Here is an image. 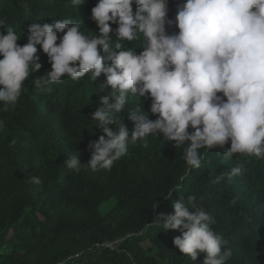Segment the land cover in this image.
Masks as SVG:
<instances>
[{"label":"trees","instance_id":"16d2710c","mask_svg":"<svg viewBox=\"0 0 264 264\" xmlns=\"http://www.w3.org/2000/svg\"><path fill=\"white\" fill-rule=\"evenodd\" d=\"M183 2L169 0L170 19ZM97 3L0 0V19L6 21L0 32L7 35L11 28L23 46L30 25L71 19L81 24L85 35H99L91 18ZM111 27L114 44L118 25ZM123 46L138 54L143 50L141 41H124ZM37 48L42 67L25 81L17 104L7 112L0 110V264H204L206 253L196 261L184 255L174 245L181 232L159 225L161 214H174L173 201L164 195L181 176L185 179L173 200L194 196L196 206L214 217L213 229L232 251L226 264H264V160L241 154L227 158L220 147L201 149V167L186 172L188 144L176 147L162 134H150L129 144L111 170L93 171L87 167L89 143L104 133L91 115L100 106V96L111 93L101 84L106 77L92 81L88 74L80 80L65 75L60 82L37 88L34 81L51 69L47 54ZM139 106L150 119L157 118L150 113V96L130 95L126 109L114 116L117 123L109 126L113 132L121 125L132 131L129 111ZM230 146L229 141L225 148ZM72 155H81L85 167L79 172L67 168ZM236 165L247 171L229 180L227 172ZM220 174L224 179L215 183ZM33 177L41 183H32ZM113 200L105 212L100 210Z\"/></svg>","mask_w":264,"mask_h":264},{"label":"clouds","instance_id":"9594fccd","mask_svg":"<svg viewBox=\"0 0 264 264\" xmlns=\"http://www.w3.org/2000/svg\"><path fill=\"white\" fill-rule=\"evenodd\" d=\"M71 3L79 6L82 0ZM91 11L99 35H85L71 19L30 25L23 46L11 28L7 35L0 32V110L17 104L25 81L42 67L39 45L51 69L34 81L37 88L65 75L80 80L88 74L92 81L106 77L101 84L111 93L100 96V106L91 115L104 133L89 143L87 167L93 171L111 170L129 144L150 134H162L176 147L188 144L186 172L201 167V149L220 147L227 158L241 154L264 160V0H184L174 20L168 15L169 0H98ZM5 23L0 19V26ZM113 24L118 25L114 44ZM172 26L178 32L170 34ZM124 41H141L143 50L138 54L126 49ZM130 95L150 96V113L157 118L150 119L139 106L129 111L132 131L121 125L113 132L109 126L117 123L114 116L126 109ZM229 141L230 148H225ZM80 156L72 155L67 168L79 172L85 167ZM245 171L236 165L227 172L228 179ZM184 179L179 177L164 195L173 201L174 214H161L159 225L181 232L174 245L184 255L196 261L206 253L204 264H226L232 251L213 229L214 217L196 206L194 196L173 200ZM223 179L217 175L215 183ZM31 182L39 185L41 180L33 177Z\"/></svg>","mask_w":264,"mask_h":264},{"label":"rangeland","instance_id":"374dc122","mask_svg":"<svg viewBox=\"0 0 264 264\" xmlns=\"http://www.w3.org/2000/svg\"><path fill=\"white\" fill-rule=\"evenodd\" d=\"M113 202H114V200L110 201V202L103 203V205L100 207V210L102 212H105L112 205Z\"/></svg>","mask_w":264,"mask_h":264}]
</instances>
